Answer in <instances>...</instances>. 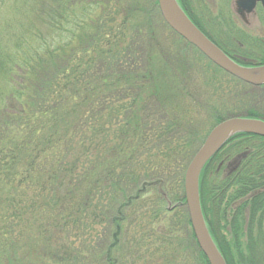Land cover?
I'll return each instance as SVG.
<instances>
[{
    "label": "trees",
    "instance_id": "1",
    "mask_svg": "<svg viewBox=\"0 0 264 264\" xmlns=\"http://www.w3.org/2000/svg\"><path fill=\"white\" fill-rule=\"evenodd\" d=\"M178 2L201 27L203 0ZM237 116L264 120V84L215 65L159 0H0V264H124L127 245L133 264H210L185 171ZM200 200L226 263L264 264L263 136L223 145Z\"/></svg>",
    "mask_w": 264,
    "mask_h": 264
},
{
    "label": "water",
    "instance_id": "2",
    "mask_svg": "<svg viewBox=\"0 0 264 264\" xmlns=\"http://www.w3.org/2000/svg\"><path fill=\"white\" fill-rule=\"evenodd\" d=\"M159 8L166 23L215 65L249 84L257 86L264 84V75L258 74L264 70V66L247 67L233 61L191 20L178 0H159ZM238 133L264 137V120L238 116L220 122L209 132L185 171L184 192L192 229L200 249L210 264L227 263L206 224L200 200V175L206 163Z\"/></svg>",
    "mask_w": 264,
    "mask_h": 264
},
{
    "label": "flooded vegetation",
    "instance_id": "3",
    "mask_svg": "<svg viewBox=\"0 0 264 264\" xmlns=\"http://www.w3.org/2000/svg\"><path fill=\"white\" fill-rule=\"evenodd\" d=\"M197 26L233 61L264 66V0H223L216 12L205 7Z\"/></svg>",
    "mask_w": 264,
    "mask_h": 264
},
{
    "label": "rangeland",
    "instance_id": "4",
    "mask_svg": "<svg viewBox=\"0 0 264 264\" xmlns=\"http://www.w3.org/2000/svg\"><path fill=\"white\" fill-rule=\"evenodd\" d=\"M222 2H223V0H203V5H204V11H203V13L205 12V7H207L210 10H212L213 12L214 11L216 12L217 7L220 4H222ZM192 8H193V10L196 13V11H197L196 10L197 9V4L196 3H193L192 4ZM197 19H199V22L202 24V20H203L202 13H201V16L197 15ZM160 29H161V32L163 33L164 42L168 43L167 40H166V38H165L166 33L164 31H162V28L161 27H160ZM193 90H195V97H199L200 100H209V98L211 96H213V92L211 91V89H209V88L207 89L206 87H204L198 80H197V82L195 81V83H194V89ZM259 91H260L259 89H255L254 90L255 95H257L259 93ZM197 112H199V111L197 110ZM202 119L204 120V118H202ZM204 127H206V123L203 122L202 128H204ZM127 248H128V245L125 247L126 255H128V258H125L124 261H123V263L124 264H133V260L131 258L134 257V254H135L136 249H133L134 250V253H132ZM137 256H138V254H137Z\"/></svg>",
    "mask_w": 264,
    "mask_h": 264
},
{
    "label": "bare ground",
    "instance_id": "5",
    "mask_svg": "<svg viewBox=\"0 0 264 264\" xmlns=\"http://www.w3.org/2000/svg\"><path fill=\"white\" fill-rule=\"evenodd\" d=\"M259 75H264V70H262V71H260L259 73H258ZM238 117V116H237ZM225 120V119H224ZM223 120V121H224ZM222 122V121H221Z\"/></svg>",
    "mask_w": 264,
    "mask_h": 264
}]
</instances>
